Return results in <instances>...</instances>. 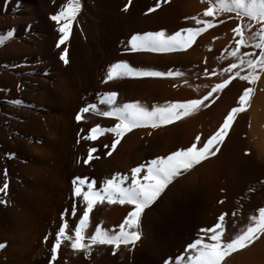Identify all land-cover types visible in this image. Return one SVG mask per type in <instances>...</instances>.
I'll use <instances>...</instances> for the list:
<instances>
[{
	"label": "bare ground",
	"instance_id": "1",
	"mask_svg": "<svg viewBox=\"0 0 264 264\" xmlns=\"http://www.w3.org/2000/svg\"><path fill=\"white\" fill-rule=\"evenodd\" d=\"M247 1L0 0V264H44L47 230L69 215L89 216V234L129 227L132 247L96 245L97 264H264V72L255 85L241 64L255 53ZM178 227L191 261L170 250ZM56 232L70 264L77 245Z\"/></svg>",
	"mask_w": 264,
	"mask_h": 264
},
{
	"label": "rangeland",
	"instance_id": "2",
	"mask_svg": "<svg viewBox=\"0 0 264 264\" xmlns=\"http://www.w3.org/2000/svg\"><path fill=\"white\" fill-rule=\"evenodd\" d=\"M241 11L242 12L241 15L238 17V20L242 26V33L245 36L247 42L250 41V38L255 39V43L253 46V51L255 53H253L252 51H247L245 53V56H243L244 58L241 57L242 59L241 64L243 63L244 71L247 73V76L250 77L252 83L256 85L258 78L264 72V0H248L246 4L242 6ZM236 65L237 64H233V67H235ZM255 85L254 88L256 87ZM113 93L114 92L112 90L104 89L99 92V95L110 96ZM233 109L231 111L232 112L231 116L235 117L236 114L239 112V110L234 109L233 111ZM237 161H241V162H239V165H236V168L234 170V177L239 179L245 177V168L246 165L249 163V161L244 158L242 160H237ZM193 166L194 163H190L188 169L192 168ZM226 170L228 172L230 171V168L225 169V172ZM185 171L186 170H184L183 172L182 171L178 172L177 176H181ZM150 174H151L150 175L151 179L156 178L154 172L153 174L152 172ZM171 180L173 179L171 178ZM141 188H138L139 190L136 191L138 193L139 200H143L149 194L148 191H146L145 189H144L145 191L143 190V187ZM162 188L160 189V192L164 191L165 189V187ZM148 190L151 192L152 188L150 189L149 187ZM133 194H131V196H133ZM157 198L158 196H155V200ZM73 204L75 206L76 203L74 202L71 203V208L73 207L72 209H74V206H72ZM72 211L73 210H71L70 214H73ZM88 219L90 220V217L85 215L78 216L76 219L73 215H69L66 218L56 216L52 226L46 232L47 234L46 241L49 243L48 247H50L49 249H51V253L49 254L47 260H45L44 264H62V261L59 258V248H60V244H58L59 237H58V233L56 232L58 229L60 230L64 229L65 231L69 230L70 232L69 235L73 238L79 250L77 257L70 264H97L98 261L96 260L94 254L96 249L95 246L99 244H105L111 247L110 254H112V256H115L118 253V250H120L121 246L128 248V246L131 245L130 247H132L131 244L132 234L129 231V227L123 226V227H119L118 229L116 223L114 222L111 224H101L100 226L95 227V234L93 233L89 234L88 231L84 228V226L87 225V222H89ZM150 222L152 226H154L153 224L154 221L152 218ZM230 228L232 231L236 229L235 227H233L232 229V226ZM112 229L114 230V234L112 236L113 239L112 238L105 239L104 237L108 236L109 232ZM169 229L170 228H168V231ZM174 230L175 231L172 238L174 236L175 237L173 240L170 241V250L172 252V255H176L177 258L180 257L181 260L189 259L191 261L192 258H189V252H188L191 243L188 244L187 240L185 239L186 234L184 233V231H181L179 227L177 228V230L176 229ZM100 234L103 235L101 236ZM0 247H1L0 250H2L4 248V245L1 243ZM3 260H5V258H3ZM201 262L202 260L199 261V264H201Z\"/></svg>",
	"mask_w": 264,
	"mask_h": 264
}]
</instances>
